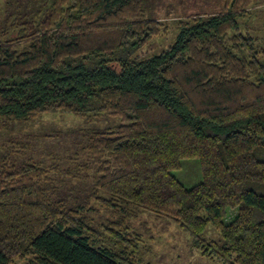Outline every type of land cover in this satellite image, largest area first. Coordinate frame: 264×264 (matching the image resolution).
Returning a JSON list of instances; mask_svg holds the SVG:
<instances>
[{"label": "trees", "instance_id": "16d2710c", "mask_svg": "<svg viewBox=\"0 0 264 264\" xmlns=\"http://www.w3.org/2000/svg\"><path fill=\"white\" fill-rule=\"evenodd\" d=\"M41 1L0 27V121L119 117L92 135L84 167L120 217L96 222L54 198L48 167L9 163L0 264H143L142 235L126 221L143 210L203 257L264 264V40L240 22L264 0L177 21L175 41L149 56L141 50L169 28L142 0ZM185 158L200 163L191 187L173 174ZM210 225L221 239L204 236Z\"/></svg>", "mask_w": 264, "mask_h": 264}, {"label": "rangeland", "instance_id": "374dc122", "mask_svg": "<svg viewBox=\"0 0 264 264\" xmlns=\"http://www.w3.org/2000/svg\"><path fill=\"white\" fill-rule=\"evenodd\" d=\"M148 17L165 23L169 30L154 38L141 50L149 56L173 43L177 35V21L198 14H212L225 10L224 0H142ZM41 0H0V27L24 20L27 13L43 7ZM244 32L264 40V6L240 20ZM120 123V118L107 115L84 118L74 113H44L28 121H0V170L9 163L33 161L48 167L54 198L78 208L96 222L117 219L120 214L105 208L98 197L103 192L95 185L96 173L84 165L88 157V143L95 132ZM173 174L186 186L202 180L197 158H185L182 167ZM227 220L235 217L229 211ZM134 230L142 235L143 264H228L225 260L212 261L192 249L191 237L173 222L147 210L126 218ZM208 239L219 240L221 235L208 226ZM229 258V257H227ZM25 264V263H22Z\"/></svg>", "mask_w": 264, "mask_h": 264}]
</instances>
